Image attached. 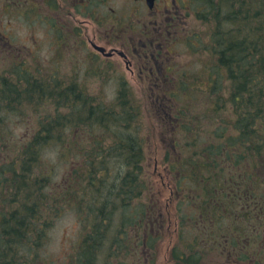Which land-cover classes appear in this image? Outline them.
Here are the masks:
<instances>
[{"label":"trees","instance_id":"trees-1","mask_svg":"<svg viewBox=\"0 0 264 264\" xmlns=\"http://www.w3.org/2000/svg\"><path fill=\"white\" fill-rule=\"evenodd\" d=\"M196 11L200 26H210L206 39L199 44L201 36L188 37L169 49L175 56L184 43L197 57L191 64L199 66L192 71L190 64L180 68L172 60L167 72L175 80L167 96L179 98L188 110L185 119L175 116L167 123L171 137L165 159L172 183L169 200L176 203L174 223L188 249H174L171 261L201 264L202 253L190 247L201 235L218 234L223 227L229 231L216 236V246L232 249L228 263L264 264V0H200ZM199 49L215 60L200 57ZM19 71L22 77L17 81L2 80L0 105L7 100V109L22 102L33 106L47 95L56 99L57 107H69L70 112L40 121L33 137L22 141L20 156L0 165V264H98L115 218L122 223L119 232L133 218L139 225H160L158 213L149 223L143 203L132 207L149 185L144 143L136 136L138 130L134 133L129 127L140 109L132 105L136 99L126 85L120 81L117 105H105L79 89L77 81L64 82L67 88L55 87L34 78L31 71H27L30 78L26 77L24 66ZM76 76L81 82L80 75ZM73 126H89L98 134L101 127L111 128L112 135L106 137L107 145L104 140L99 142L106 147L87 155L82 168L73 167V175L80 179L75 181L77 188L51 195L46 183L50 184L55 168L51 161H44V151L62 148L58 129L63 132ZM0 140L2 145L7 140L4 130ZM68 145L59 151L60 160L72 158L73 145ZM122 208L124 213L119 212ZM67 210L76 213L84 232L71 255L58 263L53 257L46 258L44 246L50 241L53 215ZM118 238L116 234L114 241ZM148 239L142 244L153 246V235L148 234Z\"/></svg>","mask_w":264,"mask_h":264},{"label":"rangeland","instance_id":"rangeland-1","mask_svg":"<svg viewBox=\"0 0 264 264\" xmlns=\"http://www.w3.org/2000/svg\"><path fill=\"white\" fill-rule=\"evenodd\" d=\"M182 1L186 2V0ZM79 2L81 0H58L53 7L47 4L46 0H0V84H2V80L17 81V78L22 77V72L19 70H22L24 66L26 77L30 78V73L27 71H31L34 78H41L47 84L53 83L55 87L65 85L63 82L77 81L80 86L88 88L85 94L94 97L97 103L105 105H117L120 81H122V85H126V90L132 92V96L136 99L134 102L138 103L132 105L139 106L140 109L138 117L129 127L134 133L138 130L136 136L144 143V151L147 155L145 179L149 185L148 189L144 191L143 197L135 200L132 207H138L140 203H143L147 208L148 217L153 218L155 214L161 212L167 222L163 223L164 227L157 235L153 247L145 252L146 248L142 241L144 240V229H147V226L145 223L139 225L137 218H133V221L123 225L127 236L122 237V233L119 234L121 236L118 238L120 248L115 246L116 242H111L115 235L109 236L98 256V264H167L168 258L171 261L174 246L188 250L186 248L187 241L175 234V210H170L168 214L165 206L166 201L171 198L170 189L172 188L171 177L167 173L165 162L167 157L166 142H170L166 118L168 113L166 107H169V102H171L167 95L170 93L163 91V93L151 94L150 86H153L149 85L151 79L144 80V78L138 77L135 72L131 74L124 58L117 54L110 58L112 67H108L102 58L90 59L89 52L83 42H77L73 35L75 22L81 23L78 32L84 36L90 46L93 42L104 45L106 36L109 35L105 24H110L115 28L114 34H120L125 25L133 24L134 29H138L140 32L146 31L152 35L155 32V27H159L151 24L156 22V16L149 14L150 11L143 0H97V3L105 5H102V9L106 13L100 19H91V17L83 15L89 12L84 10L83 5ZM158 4L161 7L162 1H159ZM199 5L200 0H192L190 5L182 4L180 11L183 25L175 24L173 26L169 24L170 21L167 22L169 25L164 33V38H171L172 31L175 35L182 33L184 37L192 34V37L195 38L196 35H199L202 37L199 38V44H201L209 34L210 26L208 24L207 27L200 26L202 22L196 13V8ZM28 13H32V15L28 17ZM52 28L60 29L62 33H66L67 42L63 44L61 39L57 40L50 33L53 32ZM122 37L124 35H110L107 36V39L111 40L112 45L119 46L118 42H113V40ZM91 48L93 49L92 46ZM111 49L112 47H107L108 51ZM178 51L179 53L174 56L173 60L180 68H185L189 64L192 71L199 68L196 63L191 64V60L197 57L189 53L188 47L184 43L178 47ZM198 52L203 59L215 60V58H211L212 56H206L201 49ZM77 71L81 82H78L76 78ZM161 85L164 89L174 88L173 74L169 73L168 81ZM178 99L172 102L173 107L171 106V108L176 116H183L185 119V112L188 115V110L182 102L177 101ZM37 100L41 102L33 104V106L30 102L14 104V109H7L5 105L7 100H1L0 138L2 130H4L7 140L3 145L0 140V165H5L8 160L15 159L16 155L20 156L22 141H28L33 137L40 126V121L47 120L49 116L57 113L69 115V107H57L55 98L50 100L45 95L41 100ZM186 122L189 120L187 119ZM98 132L100 133L92 132L89 126L85 128L73 126L72 130L67 128L63 132L58 129V137L63 143L62 148L60 146L58 148L50 147L44 151V161L47 163L51 161L55 168L50 184L45 182L46 192L52 195L70 191L69 188L72 189V187L77 188L75 181H80V179L73 175V167L77 165L82 168L85 164L83 160L87 155H96L100 146L106 147L107 138L112 135L111 128L101 127ZM102 140L105 141V145L99 143ZM69 143L73 145L72 158L70 161L63 158L60 160L59 151L64 147H69ZM23 159L27 161L28 157L24 155ZM94 160H97V157ZM110 160L113 161L112 156H110ZM46 168L45 171L49 172L48 165ZM36 171L38 172V169L35 170V173ZM71 181L73 182L70 184ZM154 209L156 211H153ZM122 210L123 208L119 209V211ZM127 210L126 213L129 214L131 208ZM57 215L54 214L52 217L51 237L44 246V253L47 254L46 258L53 257L58 263H63L77 247L84 229L73 210L62 211V215ZM170 217L173 222L168 224ZM113 223L115 230H118L122 224L118 218H115ZM222 229L223 227L218 230L220 232L218 234L201 235L199 242L193 243L194 245L190 247L194 248L195 252L202 253L201 264H223L225 261V264H232L228 263L232 256V249L225 247L220 250L216 246V236L229 231L228 228ZM185 231L187 232V229ZM186 237L192 240V237L190 238L188 235ZM244 241L246 240L244 239Z\"/></svg>","mask_w":264,"mask_h":264},{"label":"flooded vegetation","instance_id":"flooded-vegetation-1","mask_svg":"<svg viewBox=\"0 0 264 264\" xmlns=\"http://www.w3.org/2000/svg\"><path fill=\"white\" fill-rule=\"evenodd\" d=\"M57 1L58 0H46V3L54 7ZM143 1L147 6V0ZM159 1H162L161 7L158 4ZM79 3L83 5L84 10H87L89 12L88 14L85 13L83 15H87L91 17V19H100L101 17H103V14H105V10L102 9V5H105L100 4L99 7H96L97 0H81V2ZM147 8L150 11L149 14L151 16H156V22H153L151 24L159 26L155 27V32L152 35H150L146 31L140 32L138 29H134L135 26L133 24L125 25L120 34H114L113 32L115 28H113L110 24H105L107 26L106 31L109 33V35L107 36L124 35V37L122 38L113 40V42H118L119 46L112 45L111 40L107 39L106 36V42L104 43L103 48H105L107 52L112 53V55H106L109 54L106 52L100 53L94 46V44L100 45L97 42H93V45H91L94 50L90 45L87 44L86 40H83V42L86 44L83 45L88 50V57L90 59L102 58L104 59V61H106L105 64L108 67L113 66V64L110 63V58H112L114 54L121 56L122 58H124L127 69L130 70L131 74H134L135 72L137 73L138 77L144 78V80H146L147 78H150L152 80L149 81V84H153L154 86H150V91L155 93L161 92L164 89L159 86V81L163 80L164 82H166V76L168 74L167 72L172 66L174 55L171 54L169 49L176 48L177 43L181 41V37L178 36V34L175 35L171 33V38L165 39L164 33L165 31H167L166 28L169 24H175V22L181 19L182 13L179 9L178 0H156L154 7L149 8L147 6ZM169 21L170 23L168 24L167 22ZM80 25L81 23L79 22H75L74 24L73 35L75 36L77 42L81 41V33L78 32L80 31ZM65 36L66 34L62 33L61 42L63 44ZM107 47H112V49L108 51ZM136 47H138L139 49H137ZM167 264L175 263L170 261V259L168 258Z\"/></svg>","mask_w":264,"mask_h":264},{"label":"water","instance_id":"water-1","mask_svg":"<svg viewBox=\"0 0 264 264\" xmlns=\"http://www.w3.org/2000/svg\"><path fill=\"white\" fill-rule=\"evenodd\" d=\"M151 2H152V0H151Z\"/></svg>","mask_w":264,"mask_h":264}]
</instances>
